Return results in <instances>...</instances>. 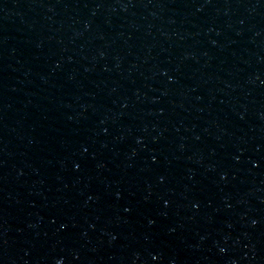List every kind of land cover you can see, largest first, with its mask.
<instances>
[{
	"label": "water",
	"instance_id": "95a60500",
	"mask_svg": "<svg viewBox=\"0 0 264 264\" xmlns=\"http://www.w3.org/2000/svg\"><path fill=\"white\" fill-rule=\"evenodd\" d=\"M0 264H264V0H0Z\"/></svg>",
	"mask_w": 264,
	"mask_h": 264
}]
</instances>
